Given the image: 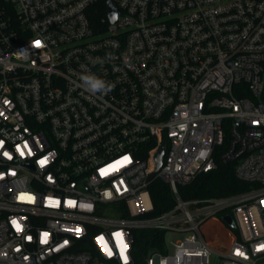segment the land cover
Masks as SVG:
<instances>
[{
    "label": "built area",
    "instance_id": "2783aa9c",
    "mask_svg": "<svg viewBox=\"0 0 264 264\" xmlns=\"http://www.w3.org/2000/svg\"><path fill=\"white\" fill-rule=\"evenodd\" d=\"M99 1L0 0V264H137L136 230L164 234L143 264H264V0H116L96 28ZM218 161L249 190L181 197Z\"/></svg>",
    "mask_w": 264,
    "mask_h": 264
},
{
    "label": "trees",
    "instance_id": "16d2710c",
    "mask_svg": "<svg viewBox=\"0 0 264 264\" xmlns=\"http://www.w3.org/2000/svg\"><path fill=\"white\" fill-rule=\"evenodd\" d=\"M90 18L96 28L106 26L107 0H100L90 10ZM250 185L239 180L234 171L233 163L218 161L216 169L201 173L191 183L180 186L179 192L184 199L199 197H224L249 190ZM150 194L153 202V210L147 215L161 214L175 204V197L170 185L162 179L154 180L150 185ZM221 212L214 216L210 222L207 233L212 243L216 244L218 233L223 235V242L228 243L231 238L237 236V229L230 227L222 218ZM221 231V232H220ZM137 264H143V259L150 249L161 248L164 239L163 232L156 233L153 230H136Z\"/></svg>",
    "mask_w": 264,
    "mask_h": 264
},
{
    "label": "water",
    "instance_id": "95a60500",
    "mask_svg": "<svg viewBox=\"0 0 264 264\" xmlns=\"http://www.w3.org/2000/svg\"><path fill=\"white\" fill-rule=\"evenodd\" d=\"M117 4H116V0H107V16L108 19L111 23H115L117 21L118 15H119V11H118ZM165 153L164 148L156 155V162L157 163V168L156 170H158L160 168V166L162 165L163 162V155ZM155 172H153L150 177H152L154 175ZM223 220L230 226V227H235V222L233 220V217L231 214H226L225 216H223Z\"/></svg>",
    "mask_w": 264,
    "mask_h": 264
},
{
    "label": "clouds",
    "instance_id": "9594fccd",
    "mask_svg": "<svg viewBox=\"0 0 264 264\" xmlns=\"http://www.w3.org/2000/svg\"><path fill=\"white\" fill-rule=\"evenodd\" d=\"M82 79L88 91L92 93L106 92L110 90L111 85H106L103 80L98 79L94 76L86 75V76H83Z\"/></svg>",
    "mask_w": 264,
    "mask_h": 264
},
{
    "label": "rangeland",
    "instance_id": "374dc122",
    "mask_svg": "<svg viewBox=\"0 0 264 264\" xmlns=\"http://www.w3.org/2000/svg\"><path fill=\"white\" fill-rule=\"evenodd\" d=\"M221 233H218V235H217V238H219V240H223V235ZM182 237H183V235L180 234V233H176V232L168 233L167 234V241L168 242H172V241H174V240H176L178 238H182ZM225 245H226L225 241L224 242L222 241L221 243H219V242L216 243V246L219 247V248L220 247H224ZM214 264H216V263L214 262Z\"/></svg>",
    "mask_w": 264,
    "mask_h": 264
},
{
    "label": "snow or ice",
    "instance_id": "6c2138e0",
    "mask_svg": "<svg viewBox=\"0 0 264 264\" xmlns=\"http://www.w3.org/2000/svg\"><path fill=\"white\" fill-rule=\"evenodd\" d=\"M37 43H39V42H37Z\"/></svg>",
    "mask_w": 264,
    "mask_h": 264
}]
</instances>
